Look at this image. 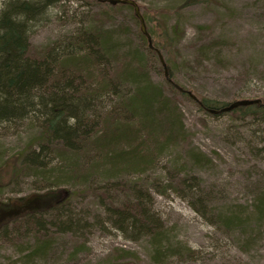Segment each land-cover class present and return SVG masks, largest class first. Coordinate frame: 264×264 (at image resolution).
<instances>
[{"label": "trees", "instance_id": "1", "mask_svg": "<svg viewBox=\"0 0 264 264\" xmlns=\"http://www.w3.org/2000/svg\"><path fill=\"white\" fill-rule=\"evenodd\" d=\"M58 1L61 0H8L0 9V132L7 134L23 124L29 131L18 153L0 160V192L28 179L33 195L24 199L52 192L55 200L59 195L53 191L61 189L71 194L47 209L6 220L0 224V240L11 247L27 249L26 261L50 256L55 241L64 236L72 240L77 252L84 241L80 230L104 226L96 220L88 222L90 214L80 216L72 211L75 204L89 203L101 210L100 215L115 230L149 238L155 262L162 263L172 256L180 258L184 254L180 249L165 246V231L147 204L149 194L133 193L136 184L143 183L147 190L152 188L162 197L179 195L181 191L191 196L196 179L189 173L182 176L183 167L177 168L175 163L164 185L158 178L153 179L160 159L172 150L184 155L185 165L204 168L210 164L191 146L180 98L211 117L230 114L262 122L264 99H249L259 103L214 114L212 111H221L231 103L198 98L180 86L173 66L182 29L178 23H169L168 13L160 9L147 14L139 8L151 48L133 8L109 4L111 7H106L101 17L86 28L32 50L30 33ZM209 2L183 0L182 6ZM125 6L137 24L139 47L121 36L126 28L103 26L113 11ZM204 43L198 47L199 57L211 49L221 50L214 49L219 46L217 42L211 43L214 46ZM154 62L163 73L161 85L148 77ZM149 179L155 182L149 184ZM207 200L200 199L202 207ZM258 203L262 217L264 194ZM233 221L228 218L229 223Z\"/></svg>", "mask_w": 264, "mask_h": 264}, {"label": "rangeland", "instance_id": "2", "mask_svg": "<svg viewBox=\"0 0 264 264\" xmlns=\"http://www.w3.org/2000/svg\"><path fill=\"white\" fill-rule=\"evenodd\" d=\"M6 1L0 0V9ZM100 1L61 0L50 6L30 33L32 50L96 22L103 10L111 7L102 2L106 0ZM132 1L147 14L160 9L168 13L169 23L180 25L182 38L176 46L173 66L180 86L198 98L226 104L264 99V0H210L184 8L183 0ZM127 7L113 11L103 26L126 28L121 36L139 47L137 24ZM177 9L179 12H174ZM200 27L206 31L201 32ZM205 41L210 45L217 42L219 46L214 49L221 50L211 49L197 56L198 47ZM148 77L157 85L163 84V73L156 62ZM180 107L191 146L210 164L204 168L185 165L184 155L172 150L160 159L153 179L158 178L164 185L175 163V167H183L182 176L189 173L196 179L191 196L181 191L179 195L162 197L152 188L147 190L143 183L133 189L134 194H149L147 204L165 231V246L180 249L184 253L180 258L172 256L162 263L155 262L149 238L115 230L105 222L98 207L94 209L87 203L75 204L72 211L80 216L90 214L88 222L96 220L104 226L80 230L84 241L77 252L72 240L64 236L55 241L50 256L26 261L27 249L11 247L0 240V264H264V216L258 212L259 197L264 194V122L241 120L230 114L211 117L182 98ZM28 133L24 124L7 134L0 132V160L18 153ZM53 193L59 195L55 200L52 192L24 199L32 194L30 181L19 180L0 192V203H9L0 204V209L6 208L0 210V224L16 215L47 209L71 194L67 189ZM129 199L134 200V196ZM200 199H208V204L203 205L207 211ZM229 217L234 221L229 223Z\"/></svg>", "mask_w": 264, "mask_h": 264}, {"label": "water", "instance_id": "3", "mask_svg": "<svg viewBox=\"0 0 264 264\" xmlns=\"http://www.w3.org/2000/svg\"><path fill=\"white\" fill-rule=\"evenodd\" d=\"M102 2H104V1H102ZM105 2H107L108 4H111V5L121 4V5H129V6H131L133 8L135 17L139 21L140 31L147 39L148 47L149 48L152 47L151 46V40H150L149 35L146 32L144 21L142 19L141 14H140L139 7L134 1H132V0H106ZM159 60H160L161 66L163 68L164 77L167 78V71H166L164 62L162 60V57L160 55H159ZM258 103H259V100H240V101H236V102L231 103L228 107L223 108L221 111H218V112L217 111H212V113L215 114V113L229 112V111H231V110H233V109H235L237 107H240V106L256 105Z\"/></svg>", "mask_w": 264, "mask_h": 264}]
</instances>
